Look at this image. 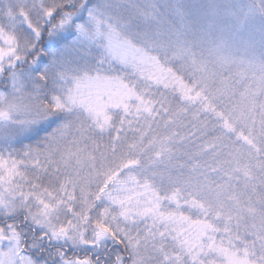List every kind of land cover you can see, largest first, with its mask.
<instances>
[{"label": "snow or ice", "instance_id": "obj_1", "mask_svg": "<svg viewBox=\"0 0 264 264\" xmlns=\"http://www.w3.org/2000/svg\"><path fill=\"white\" fill-rule=\"evenodd\" d=\"M0 264H264V0H0Z\"/></svg>", "mask_w": 264, "mask_h": 264}]
</instances>
